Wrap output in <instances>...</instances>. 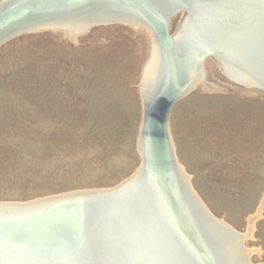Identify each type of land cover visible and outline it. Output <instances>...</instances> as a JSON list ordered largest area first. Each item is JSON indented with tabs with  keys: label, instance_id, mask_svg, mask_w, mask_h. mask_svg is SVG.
<instances>
[{
	"label": "rangeland",
	"instance_id": "1",
	"mask_svg": "<svg viewBox=\"0 0 264 264\" xmlns=\"http://www.w3.org/2000/svg\"><path fill=\"white\" fill-rule=\"evenodd\" d=\"M180 18L172 19V34ZM54 30L0 46V201L112 188L143 162L140 84L153 50L150 31L115 23L74 39ZM205 67L224 90L197 87L180 98L169 133L212 213L246 232L264 200V92L236 85L213 59ZM262 211L246 241L261 249L254 264H264Z\"/></svg>",
	"mask_w": 264,
	"mask_h": 264
},
{
	"label": "water",
	"instance_id": "2",
	"mask_svg": "<svg viewBox=\"0 0 264 264\" xmlns=\"http://www.w3.org/2000/svg\"><path fill=\"white\" fill-rule=\"evenodd\" d=\"M201 2L12 0L0 7V46L33 32L36 28L28 27L36 24L71 13H91L93 19L85 32L115 23L147 27L156 37L162 60L171 57L168 50L179 42L186 52L176 48L185 55L187 66L177 82L191 76L196 79L174 86L171 83L177 74L173 67L163 72L154 96L146 102L139 139L144 167L129 185L23 204L0 203V264H229L223 245L230 250L243 249L244 237L236 240L237 235L210 212L185 181L171 147L168 121L180 98L205 86L203 73L209 59L236 85L264 92V43L239 44L241 37H230L224 25L230 22L236 29L264 35V7L257 5L233 14L243 0ZM218 8H225L226 14L217 13ZM186 11L190 14L183 31L180 36L172 35V19ZM46 30L52 29L42 31ZM245 37L254 40L249 39L250 33ZM146 209L158 217L157 225L146 220ZM246 260L250 264L249 256ZM233 261L239 264L234 257Z\"/></svg>",
	"mask_w": 264,
	"mask_h": 264
},
{
	"label": "bare ground",
	"instance_id": "3",
	"mask_svg": "<svg viewBox=\"0 0 264 264\" xmlns=\"http://www.w3.org/2000/svg\"><path fill=\"white\" fill-rule=\"evenodd\" d=\"M11 1L12 0H2L0 2V7L7 6V4L10 3ZM212 1H214V0H203V2H205V3L212 2ZM243 1H244L243 3H239L238 4V8L233 12V14L245 13L246 10H248V9H250L252 7H256L257 5L261 6L260 0H243ZM158 2H160V1H158ZM203 2H201V3H203ZM87 4H89V3H87ZM17 5H14V6H17ZM231 11L232 10H230V12ZM217 13H219L222 16L225 15L226 14L225 8H218ZM188 14H190L189 11L183 12L181 14V18H180V21H179L178 28L176 29L175 33L172 34V35H176L177 34V36H180L178 33L183 31V29L185 27V23H186L187 17H188ZM92 15L93 14H91V13H87V14H83L82 13L80 15H78V14L75 15L74 13H71V14H67L64 17L58 18L59 20L55 19L53 21H47L46 23L36 24V25H34L35 27H28V28H33V29L36 28V29L33 30L34 32L35 31L37 32L39 30L42 31L44 29H52V30L55 29L54 31L66 30V31L70 32L72 38L74 37V39H75L79 35L85 33L86 28L88 27V25L90 24V22L93 19ZM161 20H163V19H161ZM209 23L210 24L213 23L211 19L209 20ZM125 24L133 25L136 28H143L144 30L149 32V29L147 27L143 26L142 24L139 25V26H137V24H132L131 22H128V23H125ZM224 25H226V29L225 30H226V32L228 34H230V37H232L233 39L236 38V37H241L239 44L247 43V44H254V46H256V45H258V44H260L262 42L264 43V39H263L264 35H262V34H257V33L252 34L251 32L248 31V33L251 34V38H249V39H254V40L249 42L246 39V37H245V36H248V33L246 31L238 29V28L236 29L234 23L225 22ZM224 25H223V27H224ZM151 35H152V39H153L152 40L153 41V50H152V53H151V57L149 58L148 62L146 63V65L144 67L143 79H142V83L140 84L141 94H142V97H143V99L145 101V103H143L144 106H145L144 115H143L144 117H145V114L147 112L146 102H148V100L151 98V96L152 97L154 96L153 92H155L156 89L159 87L160 79L162 77L163 72L169 71V70L165 71V69H169L167 67H173L174 72H176V74H177V75L174 76V81H172V83H171L174 86L183 85L188 80L192 81V83L196 81V79H194L193 76H191L190 79H186V81H184V82L183 81L177 82L178 79H179V73L183 70V68H185L187 66V64H184V62H183V59H184L185 55L182 54V52H186L185 48L184 47L182 48L181 44H179V42L177 41L178 43H176V45L179 46V49L182 50V52L179 51L176 48L177 46L175 45L176 46L175 49H172V50L170 49L171 51L168 50V52H170V54H171V57L170 58H166V60L165 59L162 60V58L160 56V52L157 50L156 37L153 34H151ZM71 36H70V38H71ZM177 38L178 37H176V39ZM187 56H190V55H187ZM230 60L232 62L238 61L237 59H235L233 57H230ZM238 62L240 63V61H238ZM203 74H204V78H206L207 77L206 67H204V73ZM200 87L204 88L206 91L208 90V91H213V92L218 91V90H224V88L222 86H220L217 83L209 81L207 78H206L205 86L201 85ZM170 143H171V147H172L173 151H175L173 143H172V140L170 141ZM139 146H140V140H139ZM140 149H141L140 153H141L142 160H143L142 147L139 148V150ZM176 159L175 160L177 161L178 166L181 168L180 171H181L185 181L188 180L187 182H188V185L190 186L191 190L195 193L197 198L203 204H205L207 206V204L203 201V199L200 197V195L194 189V187H193V185H192V183L190 181V176L186 172L184 166L179 162L177 156H176ZM143 167H144V161L142 162V165L140 166V168L130 178L126 179L125 181H123L121 183H119V185H117L115 187H112V188H97V189H90V190H98V191L111 190V189L115 190L116 188L123 187L126 184L129 185L133 179L137 178L139 173L143 170ZM88 190L89 189H87L85 191H88ZM81 191H84V190H78V191H73V192H68V193H63V194L64 195H70V194H73L75 192H81ZM63 194H59V195H63ZM59 195L42 197V198L34 199V200H31V201L41 200V199L50 198V197H56V196H59ZM31 201H0V203H4V204H23V203H28V202H31ZM263 207H264V200L262 201L261 205L259 206L257 212L248 218V227H247V231L246 232L238 231L235 227H233L227 221L217 217L220 221H222L226 225H228L227 227H229L232 230V232L235 233V236L237 235L235 237L236 240H238L240 237H244L243 241H244V245L245 246L243 247V249L241 248L238 251H236L233 247L230 250V249H228V247L226 245H223L224 248H226V250H222V253L225 254L224 256L227 259L226 262H228L229 264H235L236 263V262L234 263L233 257L238 260L239 264H248L247 260H246V258H248V256L251 259L250 264H254L253 261H252V256L256 252H261V249H259L260 251H258V250H255L256 248L255 249L249 248L247 246L246 241L249 238V236H254L253 235L254 234L253 230H254V227L256 226L255 223L259 219L261 213L263 212L262 211ZM210 212L212 213L211 210H210ZM145 214H146V220L149 222V224L157 225L159 223L158 217H156L155 215H152L149 210L146 209L145 210ZM228 242L232 246L233 240L229 239Z\"/></svg>",
	"mask_w": 264,
	"mask_h": 264
},
{
	"label": "snow or ice",
	"instance_id": "4",
	"mask_svg": "<svg viewBox=\"0 0 264 264\" xmlns=\"http://www.w3.org/2000/svg\"><path fill=\"white\" fill-rule=\"evenodd\" d=\"M260 4L262 7H264V0H260Z\"/></svg>",
	"mask_w": 264,
	"mask_h": 264
}]
</instances>
